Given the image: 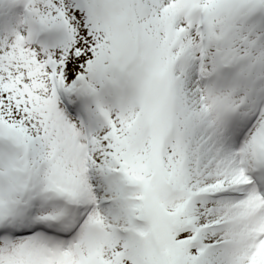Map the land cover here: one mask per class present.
<instances>
[{"label": "snow or ice", "instance_id": "6c2138e0", "mask_svg": "<svg viewBox=\"0 0 264 264\" xmlns=\"http://www.w3.org/2000/svg\"><path fill=\"white\" fill-rule=\"evenodd\" d=\"M0 264H264V0H0Z\"/></svg>", "mask_w": 264, "mask_h": 264}]
</instances>
